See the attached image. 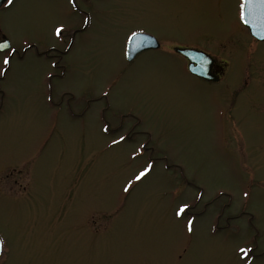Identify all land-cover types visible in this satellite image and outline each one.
Wrapping results in <instances>:
<instances>
[{
	"label": "rangeland",
	"instance_id": "374dc122",
	"mask_svg": "<svg viewBox=\"0 0 264 264\" xmlns=\"http://www.w3.org/2000/svg\"><path fill=\"white\" fill-rule=\"evenodd\" d=\"M240 5L0 9L1 264H264V42ZM134 33L159 50L128 62ZM186 47L221 80L192 76Z\"/></svg>",
	"mask_w": 264,
	"mask_h": 264
},
{
	"label": "water",
	"instance_id": "95a60500",
	"mask_svg": "<svg viewBox=\"0 0 264 264\" xmlns=\"http://www.w3.org/2000/svg\"><path fill=\"white\" fill-rule=\"evenodd\" d=\"M4 1L0 0V6ZM242 22L254 39L264 42V0H244ZM9 47L7 40L0 42V52L9 49ZM157 48H159V44L153 37L140 33L134 34L127 44V61L131 62L143 51ZM174 52L187 60V68L192 75L209 82L217 81V77L212 73L214 60L209 55L194 49L175 48Z\"/></svg>",
	"mask_w": 264,
	"mask_h": 264
},
{
	"label": "flooded vegetation",
	"instance_id": "af4514ba",
	"mask_svg": "<svg viewBox=\"0 0 264 264\" xmlns=\"http://www.w3.org/2000/svg\"><path fill=\"white\" fill-rule=\"evenodd\" d=\"M1 40H2V38H1ZM0 40V41H1ZM51 51H53V52H56V50L55 49H53V48H49V50L47 51V53H49V52H51ZM59 53V52H58ZM61 54V53H60ZM44 56H46V58L47 57H49V55H45L44 54ZM224 66L223 65H221V64H219V63H215L214 65H213V68H212V73L213 74H215V75H217V77H218V82L221 80V78L223 77V75H224ZM1 258H2V256H0V264H1V262L3 263L4 261L2 260L1 261Z\"/></svg>",
	"mask_w": 264,
	"mask_h": 264
}]
</instances>
